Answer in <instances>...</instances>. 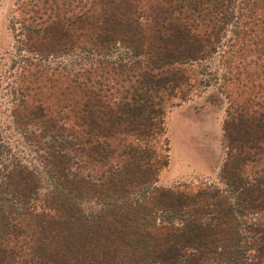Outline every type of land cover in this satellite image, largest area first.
Here are the masks:
<instances>
[{
	"label": "trees",
	"instance_id": "obj_1",
	"mask_svg": "<svg viewBox=\"0 0 264 264\" xmlns=\"http://www.w3.org/2000/svg\"><path fill=\"white\" fill-rule=\"evenodd\" d=\"M18 9L11 116L41 167L0 135V264H264V0ZM220 46L239 59L220 78L222 187H159L148 142Z\"/></svg>",
	"mask_w": 264,
	"mask_h": 264
},
{
	"label": "rangeland",
	"instance_id": "obj_2",
	"mask_svg": "<svg viewBox=\"0 0 264 264\" xmlns=\"http://www.w3.org/2000/svg\"><path fill=\"white\" fill-rule=\"evenodd\" d=\"M19 2L20 0H0V135L23 163L39 170L41 166L34 154L33 145L23 138L26 130L16 127L11 116L8 81L10 82L14 78V71L12 72L14 68L11 67V61L16 55ZM223 48L220 46L217 52L200 61L192 62L188 67L192 69L193 76L201 80V84L193 85L183 99L173 98L169 102L170 104L178 102L177 104L171 106L167 104L164 107L161 123L164 140L159 137L148 142V145L157 153V158L166 160V164L159 168L154 183L159 187L176 188L189 193L198 189L222 187L218 171L226 155L222 125L228 120L226 109L229 103V99L225 98L224 90L231 85L222 83L220 78L227 69L232 72L234 66H239L237 54L233 53L236 50L235 46L232 47L231 53L221 57L220 50ZM223 61H226V64H223ZM240 66L249 72L250 66L247 64V59L244 63H240ZM174 110H179L178 117H183L184 120L191 121L190 119H193L196 124L204 125L203 127L215 128V135L213 132L205 134V137L208 138L206 141L214 138L219 142L221 148V156L215 168L206 171L199 170L182 163L178 156L174 155L175 137L170 133L168 124L169 114ZM178 117L173 120L175 125H178L180 120ZM210 147H212L211 141L208 148L202 147L204 162L211 161L212 149Z\"/></svg>",
	"mask_w": 264,
	"mask_h": 264
},
{
	"label": "crops",
	"instance_id": "obj_3",
	"mask_svg": "<svg viewBox=\"0 0 264 264\" xmlns=\"http://www.w3.org/2000/svg\"><path fill=\"white\" fill-rule=\"evenodd\" d=\"M178 113H180L179 110H174L168 117L169 131L175 137L174 155H177L182 163L191 165L193 168L203 171L212 170L216 167L221 156L219 142L214 138L210 140L212 142L210 162H204L202 159V147L208 148L210 141H206L208 138L205 137V134L213 132L215 135V128L203 127L204 125L196 124L193 119H190L191 121L184 120L183 117H178ZM175 117L180 118L178 125L173 122Z\"/></svg>",
	"mask_w": 264,
	"mask_h": 264
}]
</instances>
